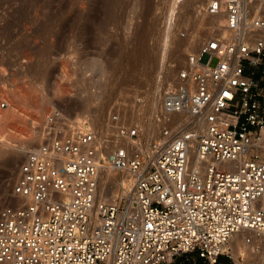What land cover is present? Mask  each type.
I'll list each match as a JSON object with an SVG mask.
<instances>
[{
  "label": "built area",
  "instance_id": "1",
  "mask_svg": "<svg viewBox=\"0 0 264 264\" xmlns=\"http://www.w3.org/2000/svg\"><path fill=\"white\" fill-rule=\"evenodd\" d=\"M207 10L231 33L214 29L158 78V134L111 116L102 144L116 140L110 166L130 174L111 200H96L88 119L71 127L61 110L47 114L0 208V264H259L232 257L229 241L264 233V0H208ZM149 106L133 100L139 116Z\"/></svg>",
  "mask_w": 264,
  "mask_h": 264
},
{
  "label": "rangeland",
  "instance_id": "2",
  "mask_svg": "<svg viewBox=\"0 0 264 264\" xmlns=\"http://www.w3.org/2000/svg\"><path fill=\"white\" fill-rule=\"evenodd\" d=\"M207 2L117 0L109 12L103 0H0V102L18 107L34 131L33 138L23 142L28 134H20V126L0 124V208L13 202L11 187L19 165L26 153L45 139L50 128L46 116L51 110H61L71 127L75 121L88 119L102 139L107 131L109 136L115 135L113 114L126 115L130 124L150 123L158 78L172 75L188 53L216 33L214 29L220 32L207 11ZM24 9L28 20L35 10L39 12L29 29L22 24ZM6 21L11 22L10 27ZM196 36L200 37L197 42L181 48L182 59L172 60L176 46ZM216 60L212 58L210 65ZM15 89L24 90L29 101L37 94L38 103H17L10 97ZM136 97H149L150 106L141 116L133 108ZM8 108L9 104L0 111ZM100 156L101 165L108 167L105 150ZM10 157L11 162L4 165ZM245 256L239 257L255 261ZM191 258L181 264H189Z\"/></svg>",
  "mask_w": 264,
  "mask_h": 264
},
{
  "label": "bare ground",
  "instance_id": "3",
  "mask_svg": "<svg viewBox=\"0 0 264 264\" xmlns=\"http://www.w3.org/2000/svg\"><path fill=\"white\" fill-rule=\"evenodd\" d=\"M117 0H103V2H105V4L107 5V10L111 11V8L113 7V5L115 4ZM258 3V2H257ZM105 5V6H106ZM41 8L43 6H40ZM45 7V6H44ZM49 7V6H48ZM50 8V7H49ZM115 8V7H114ZM30 9V8H29ZM47 9V8H46ZM52 9V8H51ZM42 10V9H41ZM22 11V10H21ZM58 11V10H57ZM109 11V12H110ZM208 11V10H207ZM24 24L25 26L27 25L26 28H28V25L30 26L32 24V21L35 20L36 18V15H38V10H35L34 12V17L31 18L30 20H28V15H27V11L24 9ZM31 12V11H30ZM50 15V11L48 12ZM5 14V13H4ZM3 14V15H4ZM61 14V13H60ZM81 14V13H80ZM211 14V13H210ZM32 15V14H31ZM213 16V19L216 23H218V26H220V32H224V33H231L230 31L224 29L222 26L223 22H224V19L222 16H219V15H214V14H211ZM82 15H80L81 17ZM20 17V16H19ZM18 17V18H19ZM30 17V16H29ZM23 18V17H22ZM35 18V19H34ZM83 18V17H82ZM7 20V19H6ZM18 20V19H17ZM54 20V18H53ZM52 19H49V21H51V23L53 22ZM12 21V20H11ZM37 21V19H36ZM86 21V20H85ZM2 22V21H1ZM35 22V21H34ZM88 22V21H87ZM5 23V22H4ZM3 23V24H4ZM9 23V24H8ZM13 23V22H12ZM47 22L45 21V24ZM50 23V24H51ZM213 23V22H212ZM6 27H10V24L11 22H7L6 21ZM44 24V23H43ZM44 24V25H45ZM49 24V23H48ZM53 24V23H52ZM51 24V25H52ZM86 24V23H84ZM87 25V24H86ZM84 25L83 29L86 30L87 29V26ZM5 27V28H6ZM4 28V29H5ZM21 28V27H20ZM25 28V29H26ZM57 28V27H56ZM200 28V27H199ZM3 29V31H4ZM8 29V28H7ZM29 29V28H28ZM11 30V29H10ZM40 30V29H39ZM80 30V29H79ZM92 30V29H91ZM20 31V30H19ZM5 32V31H4ZM41 32V31H40ZM27 33V32H26ZM54 33V32H53ZM63 33V32H62ZM79 33V32H78ZM5 34V33H4ZM11 34V33H10ZM34 34V33H33ZM86 34V33H85ZM89 34V33H88ZM55 35V34H54ZM59 35V34H58ZM74 37V36H73ZM60 38V37H59ZM200 37L199 36H196L194 38H188L184 41H182L180 44H178V46H176V48L174 49L173 53H172V60L174 61H179L180 59H182L181 57V51H183L185 49V47H187L188 45H191L192 42H197L198 39ZM70 39V38H69ZM83 39V38H82ZM62 40V39H61ZM65 40V39H64ZM81 41V40H80ZM59 42V41H58ZM72 43V42H71ZM82 43V42H81ZM61 44V43H60ZM63 45V44H62ZM79 46V45H78ZM58 47V46H57ZM54 48V47H53ZM65 48V46H64ZM181 48H184V49H181ZM46 53V52H45ZM69 53V52H68ZM78 54V53H76ZM81 55V54H80ZM54 56V55H53ZM81 58V57H80ZM43 60V59H42ZM78 63V62H77ZM88 63V62H87ZM98 63V62H97ZM89 64V63H88ZM91 66V65H90ZM171 74V73H170ZM16 91H14L12 93V91H10V93H12L10 95V97H12V99H14L17 103L19 104H22L24 105V102L25 103H29L31 101H35L34 103L37 104V94L35 95L36 98L35 100H27V93L26 92H23L24 90H21V89H15ZM4 93V91H1ZM1 94V93H0ZM1 96V95H0ZM34 96V97H35ZM29 99V98H28ZM152 102L154 103V105H156V96H154L152 98ZM9 104V108L5 111H0V124H6V126L8 127L7 123L9 122H13L14 125L16 124V126L18 125L19 127V133L20 134H25L26 133L28 134L25 139H23L24 137H22L23 139V142H27V141H30L32 138H33V134H34V131L32 130V128L29 127V124H26V121L24 118H22L23 114H19V110L17 109L18 107H16L15 105H12L10 102H8ZM17 104V105H19ZM15 106V107H14ZM152 106V107H153ZM84 111H87V108L83 109ZM89 110V109H88ZM22 113V112H21ZM18 117V118H17ZM17 118V119H16ZM16 119V120H14ZM19 119V120H18ZM14 120V121H13ZM31 120L35 121L34 118H31ZM80 122L77 121V124ZM11 124V123H9ZM89 127L91 129L94 130V128L88 124ZM157 124L155 122H148V124L146 122L142 123L141 122V126L142 128L145 130V133L147 135H150L152 133L155 132L157 126ZM5 126V125H4ZM15 126V127H16ZM12 128V127H11ZM9 130V129H8ZM13 130L15 131V129L13 128ZM5 131V130H4ZM95 132V131H94ZM96 133V132H95ZM24 136V135H23ZM96 136H97V139L99 140V146H98V151H97V155H96V161H97V164H98V188H97V192H96V200H103V199H106V200H111L115 195H116V191L121 184H123V186H126L127 185V181L130 177V174L127 172V171H123V170H115L113 169L111 166H110V163H109V155L110 153L113 151L114 149V142L116 140H111L109 142H105L106 144H102V141L104 140H108V138L106 139H102V138H99L97 133H96ZM20 138V137H19ZM112 141V142H111ZM124 143L126 144H133L132 141H123ZM135 144V143H134ZM147 146V145H146ZM105 150V161L108 163V167L105 166V165H101V154H102V151ZM9 153V152H8ZM2 160V159H1ZM12 160V157L10 158H6L5 159V162H4V165H8ZM108 168V169H107ZM113 170L115 171H119V172H123L122 174L120 173H117V172H113ZM245 235H250L253 237V241L252 243L248 244L244 241V236ZM258 247V248H257ZM229 248L231 249V253L233 254L234 258L237 259L239 256H242V255H246L247 257H253L255 259V261H257L259 264H264V262L262 261L263 259V256H264V233H254L253 231L251 230H242L240 232H237L235 233L232 238L230 239L229 241ZM230 252V251H229ZM245 256V257H246ZM244 257V256H243ZM264 260V259H263ZM261 261V262H260Z\"/></svg>",
  "mask_w": 264,
  "mask_h": 264
}]
</instances>
